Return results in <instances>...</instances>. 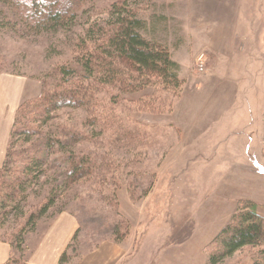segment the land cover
Returning a JSON list of instances; mask_svg holds the SVG:
<instances>
[{
	"label": "rangeland",
	"instance_id": "obj_1",
	"mask_svg": "<svg viewBox=\"0 0 264 264\" xmlns=\"http://www.w3.org/2000/svg\"><path fill=\"white\" fill-rule=\"evenodd\" d=\"M123 2L146 23L143 38L165 46L172 60L183 66L179 72L182 84L166 88L154 78L153 85L135 91L121 90L119 85L105 86L95 89V107L66 108L53 114L47 133L56 137L66 128L81 137L61 152L74 150L81 158L90 155L100 168L91 179L59 191L56 205L39 221L50 222L62 213L77 217L80 229L65 260L68 264H81L82 254L94 251L103 242H123L113 236L117 225L120 236L126 230L118 217L128 224L130 235L137 236L136 246L147 242L149 251H141L138 264H156L157 252L181 244L194 233L200 206L196 190L203 185L204 193L199 198L209 205L220 190L245 196L248 184L238 180L245 168L251 165L264 170V0L243 1L247 24L237 31L240 40L249 39L248 52H242L247 59L241 56L237 65L230 67L225 64V56H220L211 73L206 72L208 31L219 29V25H205L190 33L193 24L186 0L87 1L70 27L50 33L30 30L16 10L0 1L2 101L11 102L19 95L21 106L44 91H53L62 79V68L85 78L77 60L95 51L99 30L111 22L112 6ZM201 58L203 72L199 68ZM227 79L231 81L225 83ZM184 87L201 100L199 114L210 126L182 147L170 117ZM229 100L230 124L225 126L224 103ZM99 116H104V122L98 121ZM53 153L56 157L61 154L58 149ZM58 166H63L62 161H51L47 178L57 177ZM47 181L33 183L28 191L40 192L43 186L46 192L52 183ZM187 184L201 186L191 189L185 187ZM42 201L31 196L22 206L30 212ZM25 223V219L11 215L0 225V239L17 247ZM29 234L24 235L23 253L18 254L24 261ZM207 248L205 253L209 255ZM255 255L256 250L246 248L222 264H254Z\"/></svg>",
	"mask_w": 264,
	"mask_h": 264
},
{
	"label": "trees",
	"instance_id": "obj_2",
	"mask_svg": "<svg viewBox=\"0 0 264 264\" xmlns=\"http://www.w3.org/2000/svg\"><path fill=\"white\" fill-rule=\"evenodd\" d=\"M0 1L16 10L30 30L50 33L70 27L84 3L92 0ZM110 18L111 22L99 30L100 40L96 42L95 51H89L77 60L86 74L85 78L62 68L59 71L62 79L53 91H44L17 110L5 161L0 167V225L11 215L25 219L26 223L19 234L17 247L14 242L0 239L12 247V255L6 264H25L22 256H18L23 253L24 235L34 232L38 222L54 208L59 191H67L100 171L90 155L81 158L74 150L61 152L65 145L74 146L81 137L66 128L58 131L59 136L56 137L47 133L53 114L66 108L95 107V89L105 86L119 85L121 90L135 91L153 85L154 78L166 88L182 84L179 64L172 60L165 46L143 38L146 23L130 10L127 2L114 4ZM76 81H79L78 85L74 84ZM97 118L101 122L105 120L104 116ZM56 149L62 158L54 156ZM51 161L63 163L56 168L58 175L55 179L47 178L52 171L49 168ZM42 179L46 182L52 180L51 188L44 192L42 186L40 192L31 194L29 186L33 183L39 185ZM31 196L43 201L38 208L27 212L22 204H27ZM118 219L126 226L122 236L119 235V225L113 233L115 240L120 242L129 237L130 227ZM246 248L256 250L254 264H264V218L257 214V205L252 201L239 203L236 214L208 246V264H222ZM66 259L67 254L61 263Z\"/></svg>",
	"mask_w": 264,
	"mask_h": 264
},
{
	"label": "crops",
	"instance_id": "obj_3",
	"mask_svg": "<svg viewBox=\"0 0 264 264\" xmlns=\"http://www.w3.org/2000/svg\"><path fill=\"white\" fill-rule=\"evenodd\" d=\"M243 1L186 0V8L193 24L190 33L205 25H210L211 28L219 25V29L212 32L211 30L208 31L206 72L211 73L215 70L216 60L220 56H225V64L235 67L242 56L243 50L245 53L248 52L249 39L243 38L240 40V34L237 31L239 27L247 24L243 13L245 7ZM242 58L247 59V56H242ZM179 65L183 69L180 63ZM227 81L231 80L227 79L224 82L227 83ZM38 95L39 93L36 96ZM19 102V95L11 102L2 101L0 98V167L5 161L11 131L20 106ZM176 103L170 117V124L179 134V145L185 147L197 138L209 123L202 114H199L201 112L200 106H202L201 100L195 97L189 89L184 87ZM231 104L232 100L224 103L223 115L224 119L226 116L225 122L231 116V109H228ZM229 124L230 122L227 121L225 126ZM262 145L264 146V142ZM245 169L246 172L242 178H238V180H243L248 184L249 190L245 196H238L234 192L220 190L216 193L215 200L211 201L212 203L209 205V203H205L199 198L204 193L203 185H185L186 188L191 189L195 186L202 187L195 192L196 201L200 204L196 215L198 219L197 227L188 240L175 247L172 246L162 252L160 251L161 256L157 252L156 264H208L209 257L205 253L206 248L227 226L242 201L254 202L257 205V214L264 218V170L253 168L251 165ZM238 176L240 177V175ZM79 229L80 225L77 217L68 213H62L50 222H39L35 231L26 238L28 255L25 264H68L66 262L61 263V260L66 254L68 258L70 246ZM136 240L137 236L133 234L121 243L113 240L103 242L94 251L82 254L79 261L81 264H111L112 262L138 264L141 251L149 250L146 240H143L139 246H136ZM156 245L154 244L153 247ZM11 255L12 247L9 244L0 242V264H6ZM231 258L224 262L229 261Z\"/></svg>",
	"mask_w": 264,
	"mask_h": 264
},
{
	"label": "built area",
	"instance_id": "obj_4",
	"mask_svg": "<svg viewBox=\"0 0 264 264\" xmlns=\"http://www.w3.org/2000/svg\"><path fill=\"white\" fill-rule=\"evenodd\" d=\"M200 60L201 62H200L199 68H200V72H203L204 71V65L202 64L203 58H201Z\"/></svg>",
	"mask_w": 264,
	"mask_h": 264
}]
</instances>
